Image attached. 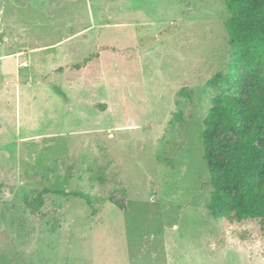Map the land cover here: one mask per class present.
Segmentation results:
<instances>
[{"label":"rangeland","instance_id":"rangeland-1","mask_svg":"<svg viewBox=\"0 0 264 264\" xmlns=\"http://www.w3.org/2000/svg\"><path fill=\"white\" fill-rule=\"evenodd\" d=\"M228 18L224 0H0V264H264V219L210 209L234 135L205 146L206 116L259 79Z\"/></svg>","mask_w":264,"mask_h":264},{"label":"trees","instance_id":"trees-1","mask_svg":"<svg viewBox=\"0 0 264 264\" xmlns=\"http://www.w3.org/2000/svg\"><path fill=\"white\" fill-rule=\"evenodd\" d=\"M224 1L229 45L259 79L244 95L241 90L222 93L206 116L205 146L234 135V141L221 146L225 163L210 171V209L229 207L240 219H264V152L258 145L264 132V0ZM84 198L98 200L91 195Z\"/></svg>","mask_w":264,"mask_h":264}]
</instances>
